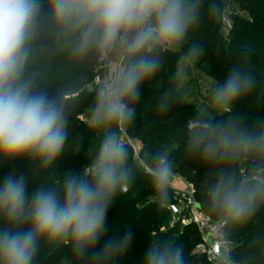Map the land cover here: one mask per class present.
Wrapping results in <instances>:
<instances>
[{"label":"clouds","instance_id":"1","mask_svg":"<svg viewBox=\"0 0 264 264\" xmlns=\"http://www.w3.org/2000/svg\"><path fill=\"white\" fill-rule=\"evenodd\" d=\"M225 0H0V163H27L31 177L62 155L69 135L70 105L55 94L44 73L51 51L90 65L105 78L92 88L88 124L102 133L88 167L67 170L59 184L36 183L29 171H9L0 182V264H35L42 244L67 246L80 264H117L133 240L129 229L101 240L109 209L140 174L154 201L166 207L176 176L170 150L145 151L133 158L122 126L134 123L142 86L183 49L198 62L206 53L190 33L205 16L223 19ZM185 44L187 47L185 48ZM240 52L211 94L222 118L198 111L186 123V149L207 169L203 181L206 213L216 225L215 264H261L252 252H234L235 234L264 208V124H248L233 108L256 85ZM177 93L162 91L166 111ZM226 114V115H225ZM255 240L264 243V236ZM143 264H188L183 244L152 240Z\"/></svg>","mask_w":264,"mask_h":264},{"label":"trees","instance_id":"2","mask_svg":"<svg viewBox=\"0 0 264 264\" xmlns=\"http://www.w3.org/2000/svg\"><path fill=\"white\" fill-rule=\"evenodd\" d=\"M236 1L255 19L257 27L264 30V0L262 2L261 0ZM208 26L207 16H205L199 26L190 33L189 40L204 44L206 53L201 59L210 63L216 52L215 40ZM184 47L186 48L187 44ZM237 49V52L231 53L230 59L240 62L241 50L248 49L250 55L247 64L252 67L264 66V39L257 32H251L248 45H240ZM251 51L256 54L252 56ZM45 63L47 68L44 75L52 83L50 90L53 94L59 87H74L73 91L65 95V100L70 105L69 135L61 157L49 169L35 173L33 179L24 161H16L13 164L0 163V182L13 169L29 171V191L41 182L54 185L59 181L58 177L64 176L67 170L82 172L84 167L90 165L102 135L101 132L93 130L84 118L93 101V93L89 87L98 65L78 62L64 54L54 55L51 51ZM176 65L174 53H169L161 72L142 86L141 100L135 105L137 117L134 123L125 125V132L129 135L136 133L140 137L144 146L140 149L139 155L145 151L169 149L175 161V171L182 174L195 187L196 199L205 211L203 181L207 169L199 157L186 149V123L200 110L191 106L186 101L185 94L179 91ZM224 68H226L225 65H221L219 70L223 71ZM229 71L230 69L224 71V79ZM169 88L175 89L177 95L170 107L166 111H161L157 103L158 97L162 91ZM233 112H238L245 118L251 114L259 115L263 109L256 106L252 97L249 96L244 106H235ZM215 117L222 118L220 113H216ZM173 143L177 145L171 147ZM130 149L133 156V150L131 147ZM153 195L154 192L146 174H140L136 182L125 192L123 191L109 209L108 231L101 240V245L104 239L121 235L130 229L133 233L132 244L117 264H143L146 249L152 240L157 238L183 244L188 264H211L203 255L192 252L193 246L200 240L199 232L194 224H183L181 233L178 232L176 225L168 227L164 232L160 231L161 227H166V219L168 215H171L167 206L162 208L151 200L140 207L146 198ZM171 201L172 196L169 202ZM179 222L180 220L176 221V223ZM242 235L245 238L241 240ZM260 236H264V208L252 218L251 222L237 231L234 236V252L252 251L260 257L261 264H264V243L255 240ZM35 264H80V262L71 255L67 246L54 249L42 244Z\"/></svg>","mask_w":264,"mask_h":264},{"label":"rangeland","instance_id":"3","mask_svg":"<svg viewBox=\"0 0 264 264\" xmlns=\"http://www.w3.org/2000/svg\"><path fill=\"white\" fill-rule=\"evenodd\" d=\"M262 1L263 0H261V2ZM225 4L228 8V15L226 17H224L223 19H215L209 18L207 16V23L209 25L208 29L209 31H211L212 37H214L216 52L213 60L210 63H207V61L203 59H200L198 62L193 63L183 58V50L173 52L177 64L176 69L179 80V91L185 94V99L191 106L200 111L203 110L205 113L212 116H216V113H219L216 106L211 103L212 90L218 82L224 79V71H227V69H231V66L233 64L238 63L237 61L230 59L231 53L234 51L237 52V48L240 45H248V38L251 32H257V34L264 39L263 28L257 27L255 19L250 15L248 11L241 8L236 0H225ZM191 41L192 40H189V42ZM255 54L256 53H254V51H251L252 56H254ZM221 65H225L226 67L223 69V71L219 70ZM246 66L255 75L256 85L250 93L236 102L235 106H244L247 98L251 96L256 106L263 109V112L259 115H247L245 117V122L253 125L264 124V66L252 67L249 64H247ZM89 88L90 90H92L93 87L90 85ZM88 114L89 110L86 111L84 115V118L87 122ZM121 135L125 139L127 137L129 140L138 144L140 146V149L143 148L144 144L141 141L140 137H138V134L132 133L129 135L126 132L125 134L121 132ZM176 145L177 143H173L171 144V147H174ZM58 178L59 181L55 182L54 185L62 182L63 176L60 175V177ZM153 197L154 195L146 198V200H144L140 207H142L145 202L154 200ZM177 220L178 216L168 215L166 219V227H161L160 231L164 232L168 227L176 225L178 228V232L181 233V226L184 223L182 221L176 223ZM244 238V235L240 236L241 240ZM198 242L199 241H197L193 246V253H197L195 249ZM198 254L200 256L203 255L206 258L205 254Z\"/></svg>","mask_w":264,"mask_h":264},{"label":"built area","instance_id":"4","mask_svg":"<svg viewBox=\"0 0 264 264\" xmlns=\"http://www.w3.org/2000/svg\"><path fill=\"white\" fill-rule=\"evenodd\" d=\"M105 75L104 68L98 65L94 71L91 86L94 87L99 84L105 78ZM122 133L125 134V126H122ZM126 141L133 150L134 158L139 156L140 146L127 137ZM171 194L173 199L167 205L170 214L178 216V220L184 224L192 223L196 226L200 240L196 245L195 251L205 254L208 262L215 264V255L219 247L216 225L213 218L202 209L196 199L195 187L182 174L176 171Z\"/></svg>","mask_w":264,"mask_h":264}]
</instances>
